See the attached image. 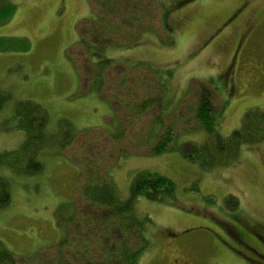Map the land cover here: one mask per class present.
Returning <instances> with one entry per match:
<instances>
[{
	"label": "rangeland",
	"instance_id": "obj_1",
	"mask_svg": "<svg viewBox=\"0 0 264 264\" xmlns=\"http://www.w3.org/2000/svg\"><path fill=\"white\" fill-rule=\"evenodd\" d=\"M8 1L14 11L0 24V36L11 37L0 49V88L10 98L0 109V159L23 141L13 117L18 100L47 109L51 141L60 137L62 118L79 132L66 147L54 142L44 150L40 173L13 176L0 166L12 187L10 203L0 208V241L18 257L57 243L63 234L55 220L58 207L73 200L84 209L78 185L86 164L107 173L121 198L129 196L136 172L147 169L171 178L176 190L169 202L136 198L137 214L151 219L145 227L148 246L137 264H264V254L241 240L244 225L264 230V142L242 147L237 160L211 170L177 148L205 139L194 106L203 83L215 88V107L224 105L217 126L223 136L239 127L247 110L264 108V0H160L169 32L155 3L147 12L153 15L140 22L120 20L122 45L100 52L111 63L102 72V97L87 93V54L76 44L78 23L93 16L88 1ZM140 30L139 42L129 44L130 34ZM22 39L25 50L18 47ZM161 84L162 127L172 126L175 145L150 154L144 138L157 126L161 105L156 100L134 115L128 103L159 92ZM114 95L118 100L110 106L105 97ZM112 116L126 125L120 140L111 135ZM228 195L237 199L236 210L226 207Z\"/></svg>",
	"mask_w": 264,
	"mask_h": 264
},
{
	"label": "trees",
	"instance_id": "obj_2",
	"mask_svg": "<svg viewBox=\"0 0 264 264\" xmlns=\"http://www.w3.org/2000/svg\"><path fill=\"white\" fill-rule=\"evenodd\" d=\"M87 1L93 16L78 23L76 44L80 45L87 54L85 66L90 77L87 93L93 92L102 97L104 86L102 72L106 67L111 66V63L100 52H104L109 47L122 45L119 39L124 31L117 22L120 20L124 23L125 21L140 22L143 16L153 15L147 12L155 3V5L159 4L161 24L165 32L171 30L166 22L168 12L160 0ZM13 11L14 4L8 0H0V24L10 19ZM142 33L143 30L131 33L128 37L129 44H137L138 37ZM10 39L11 37L0 36V49H3V45ZM167 40L168 44L173 42ZM21 41L22 45L18 47L21 50L27 49V41L23 39ZM96 56L97 58L93 59ZM102 57H104L103 60ZM71 60L77 68L73 57ZM77 71L79 72L78 68ZM159 81L162 83L161 79ZM203 84L199 86L197 94L199 97L194 106L195 116L200 123V129L206 135L205 139L199 143L184 141L177 148L183 157L196 163L202 170H211L237 160L242 147L264 142V108L247 110L243 114L239 127L232 130L229 135L223 136L217 126L218 116L224 105L217 109L211 96L215 88ZM164 91L165 86L161 84L159 92L141 96L139 100L128 103V111L134 115L150 109L152 105H155L156 100L161 105L160 113L156 115L155 120L157 126H152L147 137L144 138L150 154H160L175 145L176 137L172 126L162 127L163 118L166 117L161 114ZM9 98V92L0 88V109ZM105 98L110 106L118 100L115 95L112 98ZM110 109L113 112V107ZM13 117L16 128L22 131L23 141L18 148L4 151L0 159V166L7 169V173L13 176L40 173L44 167L42 160L44 150L54 142L58 149L66 147L79 132L74 130L68 119L62 118L59 120L58 128L60 137L51 141L47 131L48 111L43 105L31 99L18 100L14 106ZM111 118L109 123L113 125L111 135L120 140L126 132V125L115 116ZM9 174L0 175V208L6 207L11 200L12 187ZM83 175L84 179L78 185V190L84 209L81 210L77 206L78 201L71 200L59 206L55 213L56 223L63 230L58 242L47 249L38 250L33 256L18 257L0 241V264L138 263L148 246L145 227L151 219L149 216L141 217L137 214L135 200L138 197H145L160 202L172 201L176 190L175 183L171 178L156 171L140 170L131 180L129 196L121 198L114 183L107 178V173L100 172L97 165L87 166L86 164L80 169V176ZM237 204L235 196L228 195L225 198V205L229 210H236Z\"/></svg>",
	"mask_w": 264,
	"mask_h": 264
},
{
	"label": "flooded vegetation",
	"instance_id": "obj_3",
	"mask_svg": "<svg viewBox=\"0 0 264 264\" xmlns=\"http://www.w3.org/2000/svg\"><path fill=\"white\" fill-rule=\"evenodd\" d=\"M245 226V232L242 231L241 240L242 243L249 249L255 252L264 254L257 250L256 247H262L264 249V230L259 226Z\"/></svg>",
	"mask_w": 264,
	"mask_h": 264
}]
</instances>
